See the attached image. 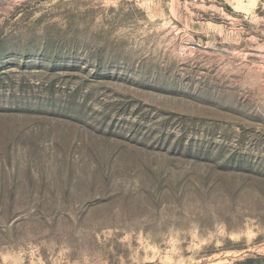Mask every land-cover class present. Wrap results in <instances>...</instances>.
Masks as SVG:
<instances>
[{
	"label": "rangeland",
	"instance_id": "1",
	"mask_svg": "<svg viewBox=\"0 0 264 264\" xmlns=\"http://www.w3.org/2000/svg\"><path fill=\"white\" fill-rule=\"evenodd\" d=\"M0 264H264V0H0Z\"/></svg>",
	"mask_w": 264,
	"mask_h": 264
}]
</instances>
